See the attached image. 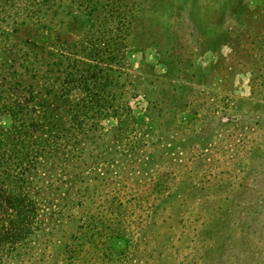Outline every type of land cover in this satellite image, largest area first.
Instances as JSON below:
<instances>
[{
    "label": "trees",
    "instance_id": "obj_1",
    "mask_svg": "<svg viewBox=\"0 0 264 264\" xmlns=\"http://www.w3.org/2000/svg\"><path fill=\"white\" fill-rule=\"evenodd\" d=\"M41 1L0 4V264H143L148 253L166 261L170 255L162 250L174 238L157 227L179 226L193 190L202 188L188 178L189 147L207 148L212 133L224 124L217 125L208 110L200 115L199 104L193 102L197 86L212 71L228 78L234 66L220 57L218 64L195 67L185 57L188 50L174 26L170 50L161 57L166 72L158 74L146 61L134 68L132 37L143 4ZM63 14L67 21L57 22ZM253 18L246 5L227 4L212 30L198 25L194 30L205 49L231 46L243 73L250 75V96L236 100L233 109L263 113L264 102L256 98L253 84L258 72L250 66L264 61L251 52ZM140 96L145 106L139 115L131 102ZM183 112L194 116L190 126L179 120ZM106 122L114 124L108 129ZM120 145L139 162L136 154L150 147L142 187L152 185L154 200L149 202L150 194L140 197V210L147 213L139 228L140 243L122 227L121 207L106 206V212L98 213L101 208L90 206L98 182L112 172H99L98 167ZM113 165L110 160L108 168ZM159 167L164 169L153 175ZM177 170L187 172L176 177ZM240 187L248 190L245 183ZM240 199L243 210L232 213L234 201H227L208 222L207 233L218 244L230 243L232 230L242 237L264 225L255 202L241 204ZM151 232L152 244L147 238ZM139 253L140 262H133L131 257Z\"/></svg>",
    "mask_w": 264,
    "mask_h": 264
},
{
    "label": "rangeland",
    "instance_id": "obj_2",
    "mask_svg": "<svg viewBox=\"0 0 264 264\" xmlns=\"http://www.w3.org/2000/svg\"><path fill=\"white\" fill-rule=\"evenodd\" d=\"M33 2L37 0H0V4H16V6L34 4ZM47 4H95V1L49 0ZM136 4H143V11L133 30L132 44L135 49L130 55V63L134 68L146 61L154 66L158 74L163 75L166 72L161 57L167 56L170 50L169 32L174 31V26L180 37L183 36V42L188 50L185 57L191 59L192 64H196L195 67L218 64L220 57L227 61L226 64L231 62L234 66V71L228 75V78H225V72L212 71L208 81L204 85L197 86L198 91L193 102L199 104L200 115L203 116L208 110L206 114L216 117L217 125L219 122L224 124L212 133L207 148L202 145L188 146L189 151H192L188 154V178L194 185L202 186V191L193 190V195L185 205L186 214L183 215L179 226L170 227L169 223L166 228L157 227L161 229L160 233L169 230V234L171 233L174 238L173 245L168 242L167 247L162 250L163 254L170 255V258L163 261L162 258L160 260L159 257L155 258L154 254L148 253L142 258L143 264H264V228H262L264 225H257L254 227L255 230L242 237H239L238 231L232 230L233 237L230 243L224 245L218 244L215 237H210L207 233L210 226L208 222L221 208L226 207L227 201H234L230 208L232 213L243 210L239 205L240 198L241 204L247 200L255 202V213L259 212L257 216L264 221V124L261 121L264 119V112L257 111L259 109L251 113L233 109L236 100L250 96V75L243 73L240 60L235 58L231 46L223 45L217 50H212L211 46H208L205 49L201 43L202 37H199L198 32L194 30V25L200 26L199 28L205 31L212 30L220 22L227 4H244L254 16L253 37L250 39L253 42V45H250L251 52L256 53L257 59L264 57V0H136ZM67 19L65 14L56 17L57 22ZM263 65L264 61H258L250 66L258 72L253 81L256 98L264 102ZM131 104L136 114H142L140 109H143L145 103L141 96ZM244 108L247 109V106L245 105ZM193 117L183 112L179 115V120L190 126ZM113 124L114 122H106L105 126L110 129ZM189 129L190 127L186 130ZM138 136L140 138V133ZM125 148L124 145L114 146L112 148L114 157L111 159L110 154L103 157L106 164L98 167L99 172L106 170L112 172L103 183L98 182L95 201H90V206L101 208L98 209V213L106 212V206L121 207L119 212L122 227L133 238H131L133 242L140 243L139 228L147 215L145 210H140V197L147 196L152 190V185L142 187L146 183L142 176L145 170L143 160L145 151L150 147L145 146L136 154L139 155L137 159L140 158V162L126 156ZM110 160L114 165L108 168ZM163 169L159 167L153 175ZM186 172V170H177L173 173L177 177ZM91 179H94L93 184L97 182L95 172ZM244 183L248 190L241 189L240 184ZM238 192L242 193L240 198L235 197ZM148 200L152 203L154 196L150 194ZM144 205L147 207V202H144ZM163 220L158 221L159 225H162ZM170 228H172L171 232ZM148 236L152 244L155 233L151 232L147 238ZM136 256L131 257L133 262H140V253Z\"/></svg>",
    "mask_w": 264,
    "mask_h": 264
}]
</instances>
